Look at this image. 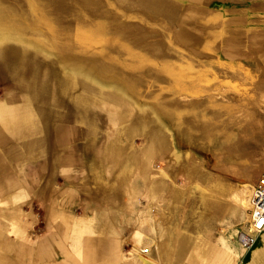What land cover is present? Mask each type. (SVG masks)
<instances>
[{"label":"bare ground","instance_id":"1","mask_svg":"<svg viewBox=\"0 0 264 264\" xmlns=\"http://www.w3.org/2000/svg\"><path fill=\"white\" fill-rule=\"evenodd\" d=\"M24 1L27 12L16 1L0 0V62L21 90L3 89L0 98V144L8 145H0V264H35L38 258L39 264H222L221 255L189 258L184 252L193 248L192 242L178 234L181 207L188 202L193 214L205 213L208 199L222 196V181L198 166L165 177L170 166L163 161L179 160L180 144L195 130L171 102L185 69L181 54L174 51L170 61L166 47L140 46L145 36L140 25L92 21L87 10L101 11L100 0H71L72 19L59 8L62 0ZM150 1L175 15V0ZM139 15L144 20V13ZM116 54L128 60L125 68L113 59ZM103 105L111 106L114 119L125 122L108 152L122 158L118 168L126 174L116 201L110 195L94 200L93 208L106 207V227L93 234L100 247L90 249L93 259L82 263L94 236L72 225L83 204L68 200L64 187L80 169L94 177L106 166L98 149ZM201 106L193 114L207 107ZM138 135L145 136L146 145L135 157L124 138L129 143ZM159 135L173 138L167 157L157 149ZM76 142L82 143L79 149ZM190 190L200 202L188 200ZM26 206L44 216L26 213ZM246 209L238 205L235 222ZM23 216L31 217L33 226L45 225V239L33 241L21 223ZM187 225L202 227L193 216ZM128 229L137 234L138 241H131L137 249L126 237ZM126 245L131 254L125 252Z\"/></svg>","mask_w":264,"mask_h":264},{"label":"rangeland","instance_id":"2","mask_svg":"<svg viewBox=\"0 0 264 264\" xmlns=\"http://www.w3.org/2000/svg\"><path fill=\"white\" fill-rule=\"evenodd\" d=\"M13 1L20 3L23 10L28 11L24 0ZM175 1L176 7L173 17L168 15V9L154 6L150 0H100L102 3L101 11L90 12L91 10H87V13L94 22L105 20L108 25L112 23L140 25L145 35L140 46H163L168 49L167 55L170 61L176 57L174 51L179 52L184 60L185 69L180 80H177L173 87V100L171 102L174 110L178 111L177 114L185 118L186 121H191L195 130L189 133V136L184 137L185 142L180 144L183 155L179 160H172L169 163L163 161V165L170 166L165 177L171 178L173 174L181 170L188 172L192 166H198L205 169L213 179L222 181L224 186L221 197L208 199V210H205L203 214H193L189 210L188 202L181 207L182 213L178 217L180 225L178 234L186 237L193 246V248L185 250L184 253L189 258L198 259L206 253L219 256L221 254L222 236L243 232L246 220L245 213L239 211L240 218L237 223L234 219V212L238 205H242L244 208L248 206L253 187L261 173L264 154V139H262L264 129L260 128V123L255 121L259 117L258 113H253L251 107L246 108L249 111H244L246 109L240 105L242 89L235 82L230 81L226 74L222 73L219 64L213 65L200 60L180 44V41L185 39L184 36H187L186 29L198 27L196 24H187L185 19H190L193 23L204 21L202 16L197 17L188 14L189 5L191 3H205L207 0ZM61 2L63 4L59 8L65 9L69 18H74L75 10L72 1L62 0ZM54 8L57 9L58 7L55 6ZM139 13H144V20ZM81 19L85 20L86 17L83 15ZM160 23L165 24V27L160 29ZM72 28L73 23L70 26V29ZM112 56L121 67L127 66L128 60L126 58L117 54ZM158 62L157 65L162 67V61L158 60ZM3 89L21 92L6 72L4 64L0 62V98H3ZM203 103L207 106L205 110L197 115L193 114L192 110L202 108ZM168 105L171 104L168 103ZM103 107L101 111L104 119L100 120L99 123L103 133L98 142V149L104 154V165L106 163V166L99 176L94 177L88 175L86 169H80L74 181L67 182L64 187L67 189L65 195L66 197L69 196L68 200L75 201L76 205L83 204L82 210L73 215L74 222L72 225L74 223L78 230H87L90 236H94L93 234L101 227H106L103 216L106 207L93 208L95 198L101 200L110 195L116 201L120 188H123L121 184H123L122 180L126 174L118 168L122 158L113 157L108 152L110 142L119 139L121 126L125 122H118L112 117L111 106L103 105ZM181 123L180 121L174 124L179 125ZM14 131L16 132L17 128H14ZM127 140L124 138V144L130 147L131 152L135 153V157H138L146 145L145 136H134L132 142L129 143ZM172 141L173 138L169 135L157 137V149L163 156L169 155ZM76 143L79 149L82 143ZM0 145L5 149L8 146L7 144ZM187 151H192L195 155L194 158H190L186 154ZM110 180L111 185L109 186ZM184 180L189 185L191 177L187 176ZM10 184L12 185L11 180ZM80 190L82 191L79 192ZM1 193L2 188H0V198L2 197ZM193 193L190 190L188 200L200 202L201 199L194 197ZM125 197L123 199L127 198ZM0 206H2L1 202ZM25 211L37 219L44 216L40 211L29 206L25 207ZM190 216L200 221L202 224L200 229H194L187 225ZM31 221V217L23 216L21 219L22 225L27 226L28 234L32 233L33 241L45 239V225L33 226ZM206 224L207 228H205ZM132 231V229L127 230L126 237L128 239L132 236ZM178 234L174 241L179 239ZM91 239L89 247L84 251V258L81 257L80 259L82 263H87L88 259H93L90 249L100 247L95 236ZM74 241L76 240L74 239ZM124 250L127 254L132 253L129 245L124 246ZM39 259H36L35 264H39ZM91 262H95V260ZM96 264L100 263L96 262ZM115 264H124V262L115 261Z\"/></svg>","mask_w":264,"mask_h":264},{"label":"crops","instance_id":"3","mask_svg":"<svg viewBox=\"0 0 264 264\" xmlns=\"http://www.w3.org/2000/svg\"><path fill=\"white\" fill-rule=\"evenodd\" d=\"M190 5L188 14L204 21L185 19L198 27L186 29L180 44L200 60L219 64L222 73L242 89L240 105L258 113L255 121L264 129V0H207ZM220 255L222 264H264V231L252 244H247L244 232L223 235Z\"/></svg>","mask_w":264,"mask_h":264},{"label":"built area","instance_id":"4","mask_svg":"<svg viewBox=\"0 0 264 264\" xmlns=\"http://www.w3.org/2000/svg\"><path fill=\"white\" fill-rule=\"evenodd\" d=\"M261 165V173L253 187L245 213L246 220L243 232L247 236V244H252L255 239L264 231V154L262 156ZM156 216L161 217L162 212L157 211ZM129 240L132 248L137 249L138 247L131 244V241H138L137 234L132 233V236L129 238Z\"/></svg>","mask_w":264,"mask_h":264}]
</instances>
